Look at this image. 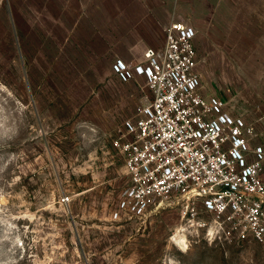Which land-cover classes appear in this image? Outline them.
Wrapping results in <instances>:
<instances>
[{"label": "rangeland", "instance_id": "rangeland-1", "mask_svg": "<svg viewBox=\"0 0 264 264\" xmlns=\"http://www.w3.org/2000/svg\"><path fill=\"white\" fill-rule=\"evenodd\" d=\"M170 24L194 29L206 91L264 144V0H0V264H264L184 203L119 209L129 178L108 139L136 92L113 64L162 49Z\"/></svg>", "mask_w": 264, "mask_h": 264}, {"label": "built area", "instance_id": "built-area-1", "mask_svg": "<svg viewBox=\"0 0 264 264\" xmlns=\"http://www.w3.org/2000/svg\"><path fill=\"white\" fill-rule=\"evenodd\" d=\"M195 36L170 24L162 49L113 64L136 92L108 139L129 178L119 209L145 217L184 203L213 242L254 240L264 251V145L255 124L206 91Z\"/></svg>", "mask_w": 264, "mask_h": 264}, {"label": "bare ground", "instance_id": "bare-ground-1", "mask_svg": "<svg viewBox=\"0 0 264 264\" xmlns=\"http://www.w3.org/2000/svg\"><path fill=\"white\" fill-rule=\"evenodd\" d=\"M173 241L181 247L184 243H186L185 236L180 234H176L173 238Z\"/></svg>", "mask_w": 264, "mask_h": 264}, {"label": "crops", "instance_id": "crops-1", "mask_svg": "<svg viewBox=\"0 0 264 264\" xmlns=\"http://www.w3.org/2000/svg\"><path fill=\"white\" fill-rule=\"evenodd\" d=\"M259 143L260 144H263L261 141H260V139H259ZM264 145V144H263ZM262 178L264 179V173H263V175H262Z\"/></svg>", "mask_w": 264, "mask_h": 264}]
</instances>
